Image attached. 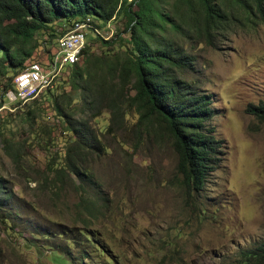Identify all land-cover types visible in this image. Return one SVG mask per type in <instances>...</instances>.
Segmentation results:
<instances>
[{
  "label": "rangeland",
  "instance_id": "1",
  "mask_svg": "<svg viewBox=\"0 0 264 264\" xmlns=\"http://www.w3.org/2000/svg\"><path fill=\"white\" fill-rule=\"evenodd\" d=\"M252 17L233 19L214 45L185 42L192 68L174 71L211 98L205 124L220 148L198 194L186 190L163 126L145 132L133 110L117 130L108 131L107 109L91 119L103 150L82 163L96 181L84 192L65 167L74 135L53 108L60 91L77 96L69 81L59 78L51 91L18 105L0 101V176L10 191L0 205V264H235L240 249L264 240V119L252 111L264 99V22ZM60 22L51 25L62 31ZM111 25L113 32L103 29L107 38L124 28L121 19ZM50 31L41 29L37 41ZM124 42L95 40L89 57L120 53ZM41 55L38 47L33 58ZM86 63L82 55L78 64ZM14 74L0 73V100ZM93 244L97 252L82 261Z\"/></svg>",
  "mask_w": 264,
  "mask_h": 264
},
{
  "label": "trees",
  "instance_id": "2",
  "mask_svg": "<svg viewBox=\"0 0 264 264\" xmlns=\"http://www.w3.org/2000/svg\"><path fill=\"white\" fill-rule=\"evenodd\" d=\"M250 12L260 14L264 22V0H0V73L15 71L16 77L29 62L37 60L34 51L38 47L41 51L43 46L48 51L47 44L70 22L75 28L80 20H99L103 33L121 19L123 30L117 29L107 40L89 36L81 52L88 63L80 66L79 59L59 77L69 81L70 89L77 93L75 97V93L62 90L53 95L56 114L74 135L66 149V170L78 178L82 191L95 190L96 181L82 165L89 152L103 150L91 119L107 109L108 131L117 130L123 127L126 112L133 110L138 114V127L145 132L163 126L177 154V170L186 190L198 194L216 167L213 156L219 141L212 135L214 127L205 126L211 113L207 97L174 71L192 68L185 42L212 45L216 36L233 29V19L250 20ZM4 20L8 21L5 25ZM58 21L62 31L51 25ZM41 29L51 30L49 39L37 41L36 33ZM117 38L128 44L124 51L89 57L91 42L113 45ZM91 67L95 68L92 72ZM53 85L43 91H51ZM2 86L5 92L13 83ZM76 100L78 105L73 104ZM252 109L264 119V99ZM4 184L0 176V205H5L10 195ZM82 203L84 209L90 205L88 200ZM96 211L98 205L89 214L96 216ZM86 254L84 250L81 260ZM237 255L235 264H264V240L253 248L240 249Z\"/></svg>",
  "mask_w": 264,
  "mask_h": 264
},
{
  "label": "built area",
  "instance_id": "3",
  "mask_svg": "<svg viewBox=\"0 0 264 264\" xmlns=\"http://www.w3.org/2000/svg\"><path fill=\"white\" fill-rule=\"evenodd\" d=\"M71 22L64 28L63 32L56 37H62L61 45H54L49 47L47 44L48 51H45V47L40 51L41 57L37 60H33L32 64L26 69H22V73L13 78V86L7 89L5 92V100L0 101H11L14 103L18 100L19 96L26 94L30 91H34L37 83H40V77L44 74L49 73L54 66L55 61H62L63 74H64V60L66 56L70 55L71 50H79V43L81 40L74 38L69 33V26ZM80 26L89 33V36L101 37L107 40V33H101V23L99 20L94 21H81ZM110 31H113L112 25Z\"/></svg>",
  "mask_w": 264,
  "mask_h": 264
},
{
  "label": "bare ground",
  "instance_id": "4",
  "mask_svg": "<svg viewBox=\"0 0 264 264\" xmlns=\"http://www.w3.org/2000/svg\"><path fill=\"white\" fill-rule=\"evenodd\" d=\"M90 20L91 19H88L87 21H90ZM81 21H83V20H81ZM83 29H84L83 26H80V25L78 27H75V28H72L71 25L69 26L70 35L73 36L74 38H77V39L81 40L82 43H79V50H71L70 51V55L65 57V60H64V74H65V68H66V66L68 64L72 65V64L76 63L80 59L82 49L87 44L88 37H87L86 31L83 30ZM109 29H110V25H109ZM112 29H113V27H112ZM111 32H113V31H111ZM101 33H102V29H101ZM58 44L59 45L62 44V37L58 38ZM31 64H32V62L29 63V65H31ZM26 68L27 67H25L24 69H26ZM62 72H63L62 61H55L53 69L49 73L44 74V75H42L40 77V83H37V85L35 87V90L34 91H30V92H28L26 94L20 95L16 102L23 103L25 101L31 100L32 98L36 97L45 88L53 85L56 81H58V79L61 76ZM21 73H22V71L19 74H21ZM5 102L9 103V104L11 103V101H8V102L5 101Z\"/></svg>",
  "mask_w": 264,
  "mask_h": 264
},
{
  "label": "clouds",
  "instance_id": "5",
  "mask_svg": "<svg viewBox=\"0 0 264 264\" xmlns=\"http://www.w3.org/2000/svg\"><path fill=\"white\" fill-rule=\"evenodd\" d=\"M251 3V5H252V7L256 10V6H255V4L253 3V2H250ZM249 16H250V18L252 19L253 17L252 16H259V18L261 19V21H262V18L260 17V14H255V13H252V12H250V14H249ZM226 34V33H225ZM224 34V35H225ZM223 35V36H224ZM219 37H221V35H218V36H216L215 38H214V43L216 42V40L219 38ZM214 43L212 44V45H214ZM209 45V44H208ZM194 86V85H193ZM198 90V89H197ZM198 92L199 93H202V94H204L206 97H207V101H208V107L210 108V115H209V117L205 120V122L210 118V116L213 114V112H212V108H211V106H210V102H211V98H210V95L209 94H206V93H203V92H200L199 90H198ZM205 126H206V124H205ZM207 127V126H206ZM210 127H212V126H210ZM215 130V129H214ZM214 136V135H213ZM220 147H219V145H218V143H217V151H218V149H219ZM217 153V152H216ZM213 158H214V161H215V155L213 156ZM215 169V168H214ZM213 172V171H212ZM92 247H94L93 249H92ZM96 249H97V247L93 244V245H91V246H89L88 247V249L86 250V256L85 257H87V258H89L90 259V254H92L93 252H97L96 251ZM88 252H91L90 254L88 253ZM100 253H101V251H99ZM88 255V256H87ZM100 256V255H99ZM83 259H85V258H83ZM83 261V260H82ZM91 263V262H90ZM89 264V263H88Z\"/></svg>",
  "mask_w": 264,
  "mask_h": 264
}]
</instances>
